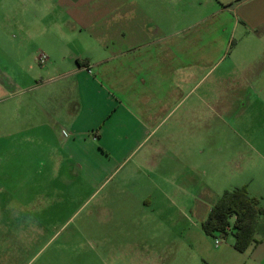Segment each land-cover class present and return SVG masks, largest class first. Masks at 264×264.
<instances>
[{
    "label": "crops",
    "instance_id": "0c3cea01",
    "mask_svg": "<svg viewBox=\"0 0 264 264\" xmlns=\"http://www.w3.org/2000/svg\"><path fill=\"white\" fill-rule=\"evenodd\" d=\"M11 2L0 1L17 13L4 14L0 35L21 34V73L31 76L10 81L0 63V104L17 111L21 94V134L0 131V144L21 137L7 146L21 148L20 166L0 148V207L6 183L38 186L46 167L50 185L58 174L73 184L76 170L94 187L115 179L120 195L133 187L160 202L216 197L210 186L227 173L264 208V0H19L21 22ZM37 50L46 61L26 66ZM56 196L21 195L19 208L0 212V264H21L40 243ZM254 238L238 252L231 234L201 229L194 264H264V214ZM152 241L144 246L158 252L173 244Z\"/></svg>",
    "mask_w": 264,
    "mask_h": 264
},
{
    "label": "rangeland",
    "instance_id": "374dc122",
    "mask_svg": "<svg viewBox=\"0 0 264 264\" xmlns=\"http://www.w3.org/2000/svg\"><path fill=\"white\" fill-rule=\"evenodd\" d=\"M0 1L14 4L12 0ZM20 5L19 0H16L20 12L18 19L21 22ZM11 12L16 13L13 10L5 13L12 16ZM5 13L0 10V20ZM40 56L38 50L34 51L33 57L27 54L24 57L25 65L31 62L34 66H39ZM21 61H23L21 34L17 30H11L9 35L6 33L0 35V63L8 68L7 76L10 81L20 82V85L22 77L31 76L27 71L21 73ZM33 95L31 92L30 96ZM16 99L19 104L17 111H12L14 104L10 101L0 104L2 132L20 131L21 134V94ZM18 142L21 143V137L10 141L2 140L0 148L10 151L7 146L10 148L17 146ZM19 145L21 147V144ZM3 160H7L13 169L20 166L21 148L13 150V153L10 151V154L4 153ZM226 174L222 173L219 176L221 179H217L210 186L212 192L217 194L216 197L209 193L202 199L160 202L150 197L139 199L130 191L134 189L133 187H123L125 195H120V189L115 186V179L102 187H94L84 182L76 170L73 184L62 185L64 178L58 174L57 180L50 185V180L55 177L53 172L45 167L41 176L36 175L33 178L41 186H36L30 181L23 186L6 183L7 186L4 188L11 199L0 207V212L19 208L21 195L26 197L36 193L47 195L50 194V190L54 196L57 195L55 205L52 204L56 206L53 208L57 213L56 218L52 219V224L46 227L48 228L46 231L43 230L40 243L34 244L30 250L22 253L21 264H183L184 261L186 264H194L190 239L201 230V222L205 219L204 216L206 217V211L214 206L225 191L232 190L236 184H241L239 183L241 178L229 177V183H225L223 178L227 177ZM233 174L236 175L237 171ZM155 189L154 186L147 189L152 190L153 197L156 196ZM152 210H163L164 215ZM0 217V221L7 220L3 219L2 214ZM12 220L9 224L17 225ZM44 220L48 222V219ZM166 236L171 244L173 242L168 251L161 249L158 252V246L156 250L144 246L148 239L159 244L161 240H166Z\"/></svg>",
    "mask_w": 264,
    "mask_h": 264
},
{
    "label": "trees",
    "instance_id": "16d2710c",
    "mask_svg": "<svg viewBox=\"0 0 264 264\" xmlns=\"http://www.w3.org/2000/svg\"><path fill=\"white\" fill-rule=\"evenodd\" d=\"M264 208L258 198L249 196L245 186L225 191L201 223L203 232L212 237H234L233 247L244 252L255 242V229Z\"/></svg>",
    "mask_w": 264,
    "mask_h": 264
},
{
    "label": "built area",
    "instance_id": "2783aa9c",
    "mask_svg": "<svg viewBox=\"0 0 264 264\" xmlns=\"http://www.w3.org/2000/svg\"><path fill=\"white\" fill-rule=\"evenodd\" d=\"M39 61L41 62V63H43V62H45L46 61V57L44 56V55H41L40 57H39ZM219 242L216 240L215 241V244H218Z\"/></svg>",
    "mask_w": 264,
    "mask_h": 264
}]
</instances>
